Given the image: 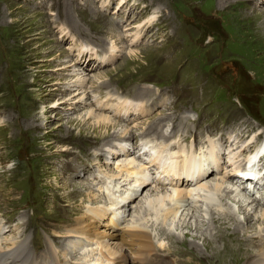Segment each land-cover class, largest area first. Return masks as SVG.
<instances>
[{"label":"rangeland","instance_id":"1","mask_svg":"<svg viewBox=\"0 0 264 264\" xmlns=\"http://www.w3.org/2000/svg\"><path fill=\"white\" fill-rule=\"evenodd\" d=\"M262 22L264 0H0V216L7 219L0 218V249L19 243L21 234L34 245L38 230L45 233L46 243L50 233L84 213L98 228L91 236L64 238V246H57L61 252L54 248L56 256L84 262L69 264H114V256L124 252L126 264H141V255L109 234L113 231L104 218V202L111 204L87 184L81 164L92 160L90 178L118 184L116 197L121 199L128 186H119L124 184L123 171L115 165L121 166L126 156L141 164L133 157L139 136L156 142L163 133H174L178 142L184 133L201 142L211 138L208 143L221 150L210 151L215 163L217 156L223 159L222 146L230 160L223 174L190 189L199 200L189 206L197 209L196 216L184 219L182 207L163 223L164 218L143 211L147 199L172 192L149 182L117 229L129 230L132 222L144 218L142 225H135L156 234L155 243L164 246L159 258L172 264H264V253L259 254L264 242L253 238L264 236V221L258 220L264 201L258 203L245 193L248 188H239L240 176L227 174L232 164L251 162L242 148L252 145L256 133L264 137ZM109 93L137 101L124 105L119 99L114 104L112 99L118 98L113 95L107 103L114 111L101 100L95 109L94 96ZM147 97L156 101L152 109L140 108L144 104L138 100ZM127 132L129 140L123 137ZM230 132L243 136L231 140ZM165 145L170 147L157 143ZM263 148L264 142L256 150ZM208 149L200 159H207ZM246 164L249 172L259 171V164ZM217 180L230 182L235 193L199 189ZM255 182L246 183L258 189ZM93 195L98 199H89ZM163 203L172 205L167 197ZM229 213L237 220L212 218ZM247 243L253 246L247 248ZM65 248L74 255H67ZM252 250L255 255L250 257ZM49 258L48 264L57 263Z\"/></svg>","mask_w":264,"mask_h":264},{"label":"bare ground","instance_id":"2","mask_svg":"<svg viewBox=\"0 0 264 264\" xmlns=\"http://www.w3.org/2000/svg\"><path fill=\"white\" fill-rule=\"evenodd\" d=\"M262 23H264V22H262ZM138 101H140L141 103L145 104L144 103L145 101H141V100H138ZM116 116H119V115H116ZM123 119L128 120L126 118H123ZM109 120H110V118H109ZM101 122H104V118L101 119L100 121H98V123H101ZM123 137H124V139L129 140L130 137H132V135H129L128 136V132H127V135H125ZM140 137L142 138V136H139V138ZM161 137H162V140L164 142H167L169 140H173V141L176 140V135L174 133H166L165 132V133L162 134ZM221 142H224V140H222ZM263 142H264V137H263ZM184 148L185 147H183V149ZM257 148H259V147H255L253 144L251 146H250L249 143L246 144L242 148L243 150H246L247 149V151H248V152H245L244 153V156L249 155V157L251 156V158L253 160L256 157L257 153L258 152H261V151L256 150ZM121 149L122 150H126V147H121ZM218 149L220 150V148H218ZM180 152H184V151L181 150ZM183 155H187V152L185 154H183ZM205 156H207V154ZM126 157H125L124 162L121 164V166H119V167H121V169L124 168V171L122 173L123 174L122 183H124V184L119 183V186L120 185H127L128 186V190H126V191H124L123 193L120 194L121 199L120 198H117L118 202L123 203L121 207L124 208V209L126 208L125 211L128 210V208L129 209L131 208V205L134 203L135 199L138 197L140 190L144 189L146 187V185L149 184V182L152 183L150 177L147 176V173H146L147 170H145L146 169V166L142 165V163L141 164L140 163L137 164L136 163V159H132V158H128V157L126 158ZM263 157H264V155H263ZM200 160H202V159H200ZM246 163H250L251 164L252 161L251 162L250 161L249 162L247 161ZM260 163H261V161L257 162V164H260ZM214 166H217V164H215ZM244 166H245V164L242 165L241 163L240 164H236V163L235 164H232V168H230L227 171L228 176L229 177H231V176L232 177L233 176H237L236 174L240 170H242L244 168ZM252 167H254V166H252ZM255 168H258L259 171L260 170L261 171L264 170V169H260L259 168V165H257V166L255 165ZM250 169H252V168H250ZM245 170H248V168L246 167ZM202 174L203 173H200V176H202ZM215 174H217V171L215 172ZM188 176H190V174H188ZM236 180H238V178ZM197 183H200V182H197ZM229 183L226 180H223V181L217 180V181H214L213 184H211V185H208V182H207L204 185L199 186L200 187L199 189L204 190V187H205L206 189H208V191H207L208 193H215V194L220 193V195H224V194L226 195V194H229V193L230 194H233V193H235L236 190L233 189V188H230ZM240 183H241V180H240ZM73 184H75V183H73ZM116 185H118V184H116ZM249 185H251V184H249ZM257 185H258V189H256V190L261 194L264 191V183L259 182ZM191 188H193V190L196 189L195 186L194 187H191ZM254 189H255V187H254ZM185 190L187 191V189H185ZM242 190H245V188H242ZM248 190H250V189H248ZM76 192H79V191H77V188H76ZM167 193H169V192H167ZM88 195H89V193H88ZM185 195H186V192L183 191L182 189H180L179 187L178 188H174L171 193L166 194V195H163V197L158 194V195H156V197L147 199V201L144 203V208L145 209L144 210L142 209V210L145 211V212H148V214L150 213V211H152V213L153 212L155 213V217H157V218L162 217L161 219L164 218L163 223H166L167 222L168 217H171V216L176 217L177 214L182 209V207H183V211L182 212H184L185 210L187 212V214H184V216H185L184 219L188 218L189 216H190V218H192V217L196 216V211H195L196 208H192V206L189 207L191 204H194V203L190 202L192 200L191 197H188L187 196L188 198L186 199L185 198ZM114 196H116V191L114 192ZM198 196H201V194L199 193ZM166 197L169 198V200H171V202H172V205L170 207L167 206V208L165 207L166 205H163L165 203V202L163 203V201H164V199ZM96 198L98 199V197H96L94 195L92 197H89V199H94V200H96ZM252 198L254 200H256L258 203H260V200L259 199H256L254 197H252ZM113 204L115 205V203H113ZM158 205H160V206H158ZM186 206L189 207V208H186ZM106 209H109V207H107ZM78 211H77V213H78ZM160 211H161V213H160ZM104 214H105V212H104ZM83 215H84V213L82 214V216H79L78 218H75V220L72 221L71 223L60 226V229H59L60 231L59 232L50 233L49 234L50 239L45 243L44 247L40 250V253L43 254L44 256L48 257V258L50 256L56 257L54 248H55V246H62V245L64 246V244H65L64 238H67L68 236H73V235L75 236V235H82V234L85 235V236H91V235H93L94 234V229L95 228H98V226L96 225L95 220L91 216H85L84 217ZM3 218L7 222V219L4 216H3ZM212 218L213 219L221 218L223 221H224V219H235V220H237L232 213H229L226 216H223V215L213 216ZM249 218L250 217L248 215L246 217V222L249 221ZM258 220L264 221V213H263V215ZM143 221H144V218L139 217L137 219V221L131 223L130 227L128 228L129 230L126 229V230H124L122 232H120L117 229L118 227H111V229H112L113 232H111L109 234L111 236H118L121 239L120 241L125 242V244L129 247V249L131 251L138 253L139 256L141 255L140 256L141 264H154V263L155 264H157V263H160V264H172V262H174V261H171V260L170 261H167L164 258H161V259L159 258V253H158L159 252V249H161V248L163 249L164 246L163 245H160V244L158 246L155 243L154 238H155L156 234L153 235V233H151L148 230H145V228L140 227L138 225H135V224H137V222H139V224L142 225V222ZM108 227H109V225H108ZM130 228H132V229H130ZM160 228H162V226ZM160 228H158L157 230L159 231ZM221 228H219V229H221ZM163 231L164 232L167 231L165 234L168 233V229L165 228V227L163 228ZM23 232L25 233L26 231L24 230V231H22V233ZM124 232H126V233H124ZM105 234H106V232H105ZM219 235H220V233H219ZM174 236H176V234H173V237ZM259 236L260 235H258V237H253L254 239H257V240H255V243H257V242L259 243L261 241L264 242V236H260V237ZM21 237H22V239L20 240V242L17 243V244H15L14 246L10 247L8 250H1L0 249V264H37V263L38 264H41V263L42 264H48L47 261H43L42 262V261L39 260L41 258V256H38L39 254L36 256V253H34V248L36 249V247H33L34 245L32 243H29L28 242V239L26 238V236H24V234L23 235L21 234ZM252 240L253 239H251V241ZM211 242H212V240H211ZM30 244H32V247H31ZM161 244H163V243H161ZM205 245H206V247L210 246L208 243H206ZM249 245L251 247L253 246L251 243H247V248H249ZM191 246L192 247L194 246L197 250H200V247L197 244H195V243L192 244ZM122 249H124V248H122ZM234 249H236V248H234ZM65 250H66L67 255H72V256L74 255L73 250H70V249L67 250V248H65ZM175 252H177V255L178 256H179V254H181V252H179V251H175ZM253 252L254 251L252 250V253H250L251 254L250 257H252V256L255 255ZM123 253L120 254V255L117 253L118 256L117 255L114 256V259L112 260V263H114V264H126V262L128 261V256L125 253L124 254ZM261 253H264V248L261 250V252H259V254H261ZM112 254H115V253H112ZM110 255H111V253H110ZM150 256H152V257H150ZM203 257H204V255H203ZM56 258H59V257H56ZM260 258H263V256L260 257ZM59 259L61 260V262H64L65 264H68V262L66 260H64L62 258H59ZM179 259H181V258H179ZM182 260H183V258H182ZM183 261L185 262V260H183ZM61 262H57V264H61ZM184 262H182V264Z\"/></svg>","mask_w":264,"mask_h":264}]
</instances>
